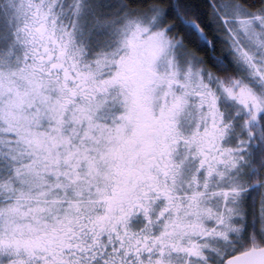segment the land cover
<instances>
[{
  "label": "snow or ice",
  "instance_id": "1",
  "mask_svg": "<svg viewBox=\"0 0 264 264\" xmlns=\"http://www.w3.org/2000/svg\"><path fill=\"white\" fill-rule=\"evenodd\" d=\"M0 264H264V0H0Z\"/></svg>",
  "mask_w": 264,
  "mask_h": 264
}]
</instances>
